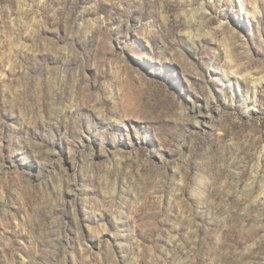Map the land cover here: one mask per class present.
I'll return each instance as SVG.
<instances>
[{
    "label": "rangeland",
    "instance_id": "obj_1",
    "mask_svg": "<svg viewBox=\"0 0 264 264\" xmlns=\"http://www.w3.org/2000/svg\"><path fill=\"white\" fill-rule=\"evenodd\" d=\"M0 264H264V0H0Z\"/></svg>",
    "mask_w": 264,
    "mask_h": 264
}]
</instances>
